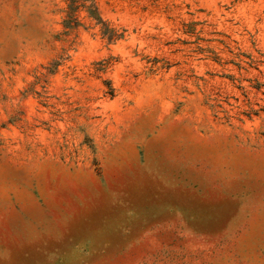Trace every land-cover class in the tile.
Here are the masks:
<instances>
[{
    "label": "rangeland",
    "instance_id": "374dc122",
    "mask_svg": "<svg viewBox=\"0 0 264 264\" xmlns=\"http://www.w3.org/2000/svg\"><path fill=\"white\" fill-rule=\"evenodd\" d=\"M93 1L0 0V264H264V0Z\"/></svg>",
    "mask_w": 264,
    "mask_h": 264
},
{
    "label": "trees",
    "instance_id": "16d2710c",
    "mask_svg": "<svg viewBox=\"0 0 264 264\" xmlns=\"http://www.w3.org/2000/svg\"><path fill=\"white\" fill-rule=\"evenodd\" d=\"M71 3L74 11L78 8H82L88 12V15L95 20V25L99 26V32L101 36L105 38L109 43L115 42L123 36L121 33H118L115 28L110 27V25L101 18L93 0H71ZM71 20H73V18ZM74 22L75 24L73 25V27H76L79 23L76 21V19L74 20Z\"/></svg>",
    "mask_w": 264,
    "mask_h": 264
}]
</instances>
